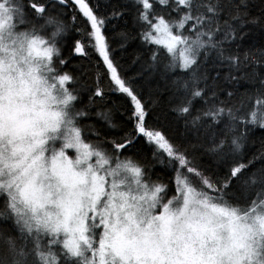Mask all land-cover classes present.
Here are the masks:
<instances>
[{"label":"snow or ice","instance_id":"1","mask_svg":"<svg viewBox=\"0 0 264 264\" xmlns=\"http://www.w3.org/2000/svg\"><path fill=\"white\" fill-rule=\"evenodd\" d=\"M73 2L91 28L89 43L77 40L73 52L86 56L92 47L102 58L116 89L131 99L135 135L154 143L174 165V194L131 158H121L132 139L112 141L111 150L85 140L78 118L86 113L75 108L79 97L71 87L75 77L62 71V26L35 0H0V225L11 224L10 230L0 226V264H264V170L243 181L255 189L253 196L237 200L227 190L248 164L232 167L223 182L213 181L162 132L146 127L143 103L110 58L104 19L86 0ZM134 3L141 39L163 47L169 68L193 70L208 49L236 70L264 62L257 60L264 50L241 56L224 47L243 38V25L258 22L247 19L245 0ZM25 8L44 23L29 21ZM260 84L246 97L253 105L246 114H240L241 100L239 107L213 104L193 118L194 125H223L211 151H239L238 125L264 128V80ZM182 87L189 90L187 82ZM95 95H103L99 87ZM203 96L193 87L177 110L189 114L193 100Z\"/></svg>","mask_w":264,"mask_h":264},{"label":"trees","instance_id":"2","mask_svg":"<svg viewBox=\"0 0 264 264\" xmlns=\"http://www.w3.org/2000/svg\"><path fill=\"white\" fill-rule=\"evenodd\" d=\"M22 2L27 5L30 0ZM35 2L45 5V16H53L63 28L65 37L61 43V54L67 63L62 71L75 77L71 87L79 97L75 108L86 113L78 118L85 140L103 143L105 148L111 150L112 141L119 143L125 137L132 139L133 142L122 150L121 158L129 157L141 165L152 181L167 184L173 195L174 165L169 163L170 158L165 153L161 154L157 150L154 143L135 135L134 121L130 119L133 112L131 99L116 89L102 58L92 47H86V56L73 52L77 40L85 45L89 43L87 33L91 31L90 23L83 17L78 6L73 0H68L67 4H61L59 0ZM86 2L95 15L104 19L102 33L109 46L110 58L118 74L143 103L147 112L146 127L162 132L172 144L187 154L194 166L213 181L223 182L230 175L232 167L240 163L248 164L227 191L230 197L237 200H249L255 189L245 188L243 181L250 174L264 170V128L258 125H238L235 134L243 133L240 150L233 152L229 146L224 153H215L211 149L222 138L219 130L223 125L211 126V121L205 120L194 125L192 121L202 110L213 104L239 107L241 100H244L245 106L240 114H246L253 106L247 100V95L261 89L264 62L250 63L236 70L226 61L220 60L214 50L208 49L201 51L198 66L193 70L169 68L170 57L163 47L141 39L142 25L137 19L138 10L134 0ZM245 4L243 11L247 19L258 22L243 25V38L237 37L224 45L230 52L241 56L249 50H264V0H245ZM25 12L28 18L37 23L41 21L36 19L32 8H25ZM114 12L121 14L113 15ZM172 16L175 17L176 13H172ZM185 34L193 35L188 32ZM158 50V58L154 62L152 56ZM257 60H264V57L257 56ZM185 82L189 84V90L182 87ZM97 87L102 90V96L95 95ZM193 87L202 89L204 96L193 100L189 114H181L177 109L186 98H190L189 91ZM229 92L233 94L231 97L228 96ZM0 226L11 229V224Z\"/></svg>","mask_w":264,"mask_h":264},{"label":"rangeland","instance_id":"3","mask_svg":"<svg viewBox=\"0 0 264 264\" xmlns=\"http://www.w3.org/2000/svg\"><path fill=\"white\" fill-rule=\"evenodd\" d=\"M46 16H48V15H46ZM29 21H31L32 23H35L36 25H40V24H43L44 23V21L43 20H41L40 22H36V21H34L32 18H28V17H26ZM54 30V26L53 25H49V26H47V28H46V31L48 32V33H50L51 31H53ZM65 37V34L64 33H62L59 37H57V40H58V43H59V46H60V48H61V43H62V39ZM61 52H62V48H61ZM156 146V145H155ZM156 148H157V146H156ZM158 150V149H157ZM161 154H163V151L162 150H158ZM71 154V153H70ZM162 184H164V183H162ZM168 195L169 196H171L172 194H170V191H168Z\"/></svg>","mask_w":264,"mask_h":264}]
</instances>
